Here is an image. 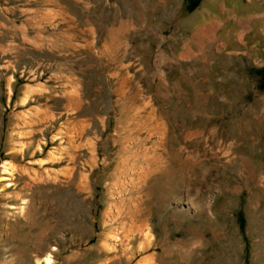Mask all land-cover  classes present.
<instances>
[{
    "label": "rangeland",
    "instance_id": "obj_1",
    "mask_svg": "<svg viewBox=\"0 0 264 264\" xmlns=\"http://www.w3.org/2000/svg\"><path fill=\"white\" fill-rule=\"evenodd\" d=\"M0 264H264V0H0Z\"/></svg>",
    "mask_w": 264,
    "mask_h": 264
}]
</instances>
